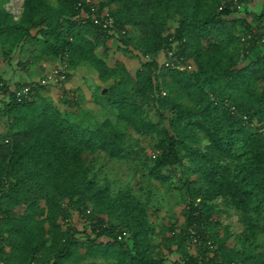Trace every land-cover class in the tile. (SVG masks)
<instances>
[{
    "label": "trees",
    "instance_id": "16d2710c",
    "mask_svg": "<svg viewBox=\"0 0 264 264\" xmlns=\"http://www.w3.org/2000/svg\"><path fill=\"white\" fill-rule=\"evenodd\" d=\"M78 1L23 0L16 15L0 0L3 60L17 55L22 72L66 60V80L92 68L117 112L88 122L64 85L62 106L49 86L19 101L0 73V264H264V55L241 41L264 30V4L239 14L220 10L225 0H91L125 30L111 34L84 22ZM171 37L192 70L160 62ZM112 42L129 61L110 63ZM128 128L153 136L152 156ZM102 156L141 159L145 178L178 187L183 219L157 230L152 196L101 176ZM219 200L240 216L235 238Z\"/></svg>",
    "mask_w": 264,
    "mask_h": 264
},
{
    "label": "rangeland",
    "instance_id": "374dc122",
    "mask_svg": "<svg viewBox=\"0 0 264 264\" xmlns=\"http://www.w3.org/2000/svg\"><path fill=\"white\" fill-rule=\"evenodd\" d=\"M22 2L23 0H10V2L7 4V7L14 14L19 15L22 10ZM263 4L264 0H256L251 9L257 11L261 10ZM112 48L113 51L110 54L109 58L111 64H114L118 60L129 61V58L125 56L122 51H117L114 42H112ZM43 65L45 66V69L47 67H50V65H47L45 63H43ZM52 67H50L48 70H50ZM33 69L34 66L31 65L30 70ZM135 69L136 68H133L132 71L134 72ZM28 72H24V74ZM75 72L76 73H74L73 76H76L78 78L72 77L71 79L74 81V84H78L79 89L74 87L73 90H75V96L78 98L77 105L80 104L81 108H83V115L86 116V120L88 122L101 121L105 118H110L113 121L116 120L117 112L112 108H104L105 106L99 98V95L102 91V86L99 83V80L97 81L95 71L92 68L80 66ZM38 74L39 72L37 71V75ZM71 79L66 80V85L70 82ZM51 98L55 100V103L59 106L63 105L61 102H59L56 93H51ZM79 100H82V104ZM4 128L5 127L3 122L0 121V131L4 130ZM126 138L130 143L135 145L136 149H139V147L143 148L144 151L142 154H147L149 156L153 155L152 146L154 139L151 134H138L132 129L128 128ZM103 156L100 159V164H98L97 166L98 168H100L99 170L101 176H109L112 182H118L123 188H125L126 186H131L135 193H137L144 199H146L148 195L152 196V202L155 203V208L153 209L155 213L153 214V218L156 222H158L157 230L161 229L162 224L167 225L170 224L174 219H183V216L181 214V206L179 205L181 194L178 190V187H172L169 184L161 186L159 182L150 181L145 178L143 176V174L145 173L144 163L141 159H132L131 161H114ZM142 186L149 189L151 193L146 194L144 191H142ZM177 186H179V184H177ZM156 197L158 198V200L155 199ZM216 208L221 210L219 213V217L221 220L220 226L223 227L229 225L230 231L233 234L232 238L238 236L242 230V223L239 219L240 216L236 212V210L226 206L223 200L217 201ZM78 225L80 228H82L83 223L80 221L78 222ZM222 227H217L220 230L221 234L223 233ZM233 243H235V239L230 240V245H232Z\"/></svg>",
    "mask_w": 264,
    "mask_h": 264
},
{
    "label": "built area",
    "instance_id": "2783aa9c",
    "mask_svg": "<svg viewBox=\"0 0 264 264\" xmlns=\"http://www.w3.org/2000/svg\"><path fill=\"white\" fill-rule=\"evenodd\" d=\"M255 0H225L220 6V10H224L227 7L236 13L244 14V12L251 8ZM88 7V10L86 9ZM77 8L80 10V15L83 21L87 20V16L90 17L91 21L98 26H101L105 31L111 34H124L125 30L118 31L114 17L111 15L108 8L101 9L99 6L94 4L91 0H86L85 3L78 1ZM172 46L164 49L159 55L160 62L169 68L180 69V70H192L193 64L190 59L178 54L180 49L179 41L171 37ZM241 41L243 42L246 52H250V46L258 45L262 55H264V30H257L256 28L248 31L241 35ZM147 58H149L147 56ZM67 63L61 61L55 64L50 71L43 78L37 82H28L27 84L16 87L13 92L17 100H22L32 92L35 86H63L66 82ZM37 83V84H36ZM4 86L3 82H0V94ZM127 236V232H123L119 238Z\"/></svg>",
    "mask_w": 264,
    "mask_h": 264
},
{
    "label": "crops",
    "instance_id": "0c3cea01",
    "mask_svg": "<svg viewBox=\"0 0 264 264\" xmlns=\"http://www.w3.org/2000/svg\"><path fill=\"white\" fill-rule=\"evenodd\" d=\"M17 57L18 56L16 55L11 63H9L5 60L3 61L2 60L3 58L0 57V59H1L0 73L9 81L11 87H13V88H16V85H17L16 82L23 84L22 82H32V81L35 82V81L39 80L41 78V76L44 75V73L46 71H48V69L50 67L53 66V64H52V65H50L49 68L47 67L45 69V68H41L40 65H33L34 69L33 70L29 69V72L24 74V72H22L20 69H18L19 67L17 64V62H18ZM15 60H17V61H15ZM35 70H37L39 72L38 75H37V71H35ZM75 71L73 73H76ZM72 77H76V76H72ZM76 78H78V77H76ZM64 86L67 87L66 93L67 94L69 93L70 95L74 94V91H75V90H73L74 87H76V88L79 87L78 84H74V81L72 79L70 80V82L67 85L65 83ZM95 87H96V84H95ZM63 91L64 90L62 89L61 86L50 85L48 87L47 94L51 96V93L54 92L57 94V96L59 98V97H62L63 94H66ZM0 98H2V95H0ZM76 100L78 101V98H75V101ZM80 102L82 103V100ZM1 103H2V101H0V105H1ZM88 108H89V106H88ZM96 110H98V109H96Z\"/></svg>",
    "mask_w": 264,
    "mask_h": 264
}]
</instances>
